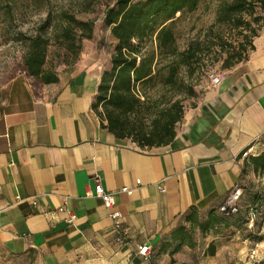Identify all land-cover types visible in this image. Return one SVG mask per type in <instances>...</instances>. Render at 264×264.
<instances>
[{
  "label": "crops",
  "instance_id": "obj_1",
  "mask_svg": "<svg viewBox=\"0 0 264 264\" xmlns=\"http://www.w3.org/2000/svg\"><path fill=\"white\" fill-rule=\"evenodd\" d=\"M252 46L161 147L104 128L93 105L108 61L83 52L54 71V83L15 77L0 107V264H264V178L247 165L264 154V28ZM97 182L112 193L110 210L86 195ZM234 187L243 215L257 208L254 227L192 229L186 217L221 215ZM109 211L121 214L124 244ZM181 231L191 240L178 246ZM144 244L147 261L137 254Z\"/></svg>",
  "mask_w": 264,
  "mask_h": 264
},
{
  "label": "trees",
  "instance_id": "obj_2",
  "mask_svg": "<svg viewBox=\"0 0 264 264\" xmlns=\"http://www.w3.org/2000/svg\"><path fill=\"white\" fill-rule=\"evenodd\" d=\"M200 1L116 0L112 7L106 9L103 23L110 29L115 44L110 56V68L101 76L93 109L104 122V128L115 138L130 139L141 148L166 146L174 139L176 126L184 115L179 102L160 110L148 132L133 130L128 115L147 107L149 98L144 90L148 85L157 82L170 85L180 73L187 74L203 61V52L197 44H191L180 51L174 35L175 22L185 14L194 12ZM216 1L219 21L237 27L242 23L243 13L252 15L257 5L264 8V0ZM262 28L264 26L253 30L248 37L251 41L248 42L247 54L242 56L243 52H239L235 60L230 62L226 58L223 69L229 71L247 59L253 49L252 41ZM92 31V22L77 21L67 16L66 25L61 29V38L64 49L72 52L73 57L66 58L64 65L74 64L81 49L80 41L91 39ZM27 38L28 44L22 58L25 75L43 85L56 82L55 70L46 68L45 65L48 39L41 33ZM99 106L102 107V112H99ZM247 165L252 167L255 174L264 178V154L249 157ZM249 210H253L257 216V208L252 206ZM249 210L246 216L241 210L237 216L222 213L217 215L212 211L202 224L190 216L186 217V221H191L192 229L197 228L201 233L220 225L229 227L233 220L247 228ZM176 238L179 240L178 246H183L191 240L190 236L182 231Z\"/></svg>",
  "mask_w": 264,
  "mask_h": 264
},
{
  "label": "rangeland",
  "instance_id": "obj_3",
  "mask_svg": "<svg viewBox=\"0 0 264 264\" xmlns=\"http://www.w3.org/2000/svg\"><path fill=\"white\" fill-rule=\"evenodd\" d=\"M115 1L0 0V107L8 84L17 76H25L22 58L28 44L27 37L41 33L48 39L46 68L56 70L67 66L63 64L66 58L73 57L72 52L64 49L61 38V29L66 25L67 16L77 21L93 23L92 37L80 41L81 49L75 62L83 52H87L108 61L109 70L115 42L110 29L104 25L103 18L106 9L112 7ZM217 9L216 0H201L194 12L185 14L175 22L174 35L178 50L197 44L203 52V61L187 74L180 73L170 85L159 82L148 85L144 91L149 104L128 115L133 130L148 132L158 112L174 102H179L183 114L198 107L202 94L210 83L209 76L224 75L227 72L223 69L226 58L230 62L235 60L239 52H243L242 56L247 54L248 42L251 41L248 37L253 30L264 26V8L257 5L252 15L243 13L242 23L238 27L220 22ZM28 81L32 82L30 79ZM98 110L102 112L103 109L99 106ZM237 210L233 216L239 214V204ZM179 256L184 257V253ZM175 264H182V261H176Z\"/></svg>",
  "mask_w": 264,
  "mask_h": 264
},
{
  "label": "built area",
  "instance_id": "obj_4",
  "mask_svg": "<svg viewBox=\"0 0 264 264\" xmlns=\"http://www.w3.org/2000/svg\"><path fill=\"white\" fill-rule=\"evenodd\" d=\"M222 77L223 75L211 74L209 76L210 85L213 87L218 86L222 81ZM244 155L245 156L253 155L252 147L248 148L245 151ZM120 191L127 194L131 193V190L127 187L122 188ZM86 195H93L94 197L100 199L103 207L107 210H110L113 207L112 193L106 192L98 182L95 183L92 194L87 192ZM240 195H241L240 188L234 187L230 192L229 196L223 202V204L219 206L218 212L226 215L235 214L237 212V202L239 200ZM63 209L64 208H60L59 211H62ZM108 217L112 222V229L115 236V242L117 244H124L128 235V230L125 227H123L121 223V214L117 211H109ZM255 218H256L255 212L253 210H249L248 225H247L248 228L253 227ZM74 220H75V215L72 212H67L65 222L67 224H72ZM137 254L141 256L145 261H147L151 255L150 247L144 244L138 249Z\"/></svg>",
  "mask_w": 264,
  "mask_h": 264
}]
</instances>
